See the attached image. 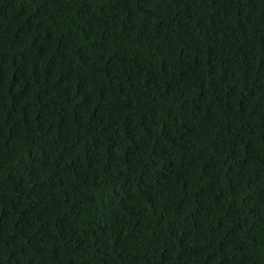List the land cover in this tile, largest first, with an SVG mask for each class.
I'll return each mask as SVG.
<instances>
[{
    "label": "trees",
    "instance_id": "16d2710c",
    "mask_svg": "<svg viewBox=\"0 0 264 264\" xmlns=\"http://www.w3.org/2000/svg\"><path fill=\"white\" fill-rule=\"evenodd\" d=\"M0 264H264V0H0Z\"/></svg>",
    "mask_w": 264,
    "mask_h": 264
}]
</instances>
